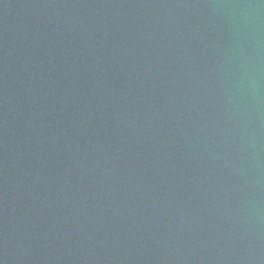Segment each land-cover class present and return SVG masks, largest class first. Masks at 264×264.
I'll use <instances>...</instances> for the list:
<instances>
[{"label":"water","instance_id":"obj_1","mask_svg":"<svg viewBox=\"0 0 264 264\" xmlns=\"http://www.w3.org/2000/svg\"><path fill=\"white\" fill-rule=\"evenodd\" d=\"M0 264H264V0H0Z\"/></svg>","mask_w":264,"mask_h":264}]
</instances>
